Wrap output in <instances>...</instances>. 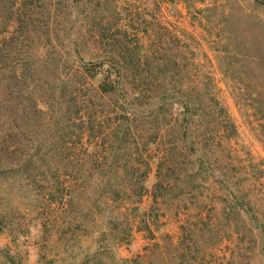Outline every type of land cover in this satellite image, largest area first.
Segmentation results:
<instances>
[{
  "label": "rangeland",
  "instance_id": "obj_1",
  "mask_svg": "<svg viewBox=\"0 0 264 264\" xmlns=\"http://www.w3.org/2000/svg\"><path fill=\"white\" fill-rule=\"evenodd\" d=\"M0 264H264V0H0Z\"/></svg>",
  "mask_w": 264,
  "mask_h": 264
},
{
  "label": "trees",
  "instance_id": "obj_2",
  "mask_svg": "<svg viewBox=\"0 0 264 264\" xmlns=\"http://www.w3.org/2000/svg\"><path fill=\"white\" fill-rule=\"evenodd\" d=\"M128 50L130 51L129 47H128ZM107 60L110 61V63H108V64L111 66V69L113 70V72L115 74L114 78H113L112 87L114 89L116 97L120 100L122 98V96H124L128 100V102L131 103V99L127 96V94L125 93V91L123 89V81L125 80V77H126V79L129 78L131 72L133 71V67L137 68L139 65H145L144 62H146L148 64L150 63L148 55L144 56L140 52H137V55H136L134 53L124 51V52L119 53L117 57H109ZM84 67L91 68L89 66H84ZM163 72H164L163 69H160L158 72L153 73L152 77L158 78L159 74H162ZM170 78H171V75H170ZM164 94L165 93H161L160 96L161 95L163 96ZM121 105L125 109L127 114H132L133 117H141V115L138 116V115H135L134 113H132L131 111H129L128 108L124 105V103L122 101H121ZM57 109H58V107H56V106L52 107V112H53L52 117L58 120V118H60L62 115H60V116L58 115ZM161 110L162 109H160L159 111H161ZM108 114H110V113H108ZM152 114H154V113H150L149 116ZM125 116H123V118H121V119L117 118V125L111 131V135L114 136L113 142L110 143L111 149H112L111 153H114V155L117 157L119 154V153L117 154V149H116V148H118L117 147L118 144H117V146H115L114 143H116V142L118 143V141L120 142V140H122V137H124L126 139V135H128V133L130 131L129 124L131 123V118L129 117V115H125ZM184 119H185V116L183 117V120ZM65 124H66V126H69V127L70 126H72V127L76 126L74 121L72 120V117H70V116H67V118L65 117ZM181 125H182V123H181ZM120 132H123V134L119 137ZM178 133H179V135L184 136L185 130L182 129V127L181 128L179 127ZM189 148L191 150H193L192 149L193 147L190 146ZM26 158H28V156H26ZM195 160L199 161L201 163V170H203L205 173L207 171H209V168L207 167V165H205L206 161L203 160L202 157L195 155ZM234 199H235V203L237 205H240V206L242 205V202L236 196H234ZM251 225L255 227L254 224H251Z\"/></svg>",
  "mask_w": 264,
  "mask_h": 264
},
{
  "label": "water",
  "instance_id": "obj_3",
  "mask_svg": "<svg viewBox=\"0 0 264 264\" xmlns=\"http://www.w3.org/2000/svg\"><path fill=\"white\" fill-rule=\"evenodd\" d=\"M75 3H76V9H75V12H74L73 19H72V21H71V23H70V25H69V28H68V35H69V39H70L71 41H73V38L70 36L69 29H70V26L73 24V21L76 19V17H77V13H78L77 1H76ZM107 62L110 63V61H107ZM82 63H84V62L82 61ZM123 101H124L125 105L128 107V109H130L131 111H135V112H137V113H140L138 110H135V109H132L131 107H129V106H128V102H127L125 99H123ZM198 156H199V157H202L200 154H198ZM206 165H207V162H206ZM209 170H210V169H209ZM210 172L213 173L212 170H210ZM214 175H216L217 177H219V176H218L217 174H215V173H214Z\"/></svg>",
  "mask_w": 264,
  "mask_h": 264
}]
</instances>
